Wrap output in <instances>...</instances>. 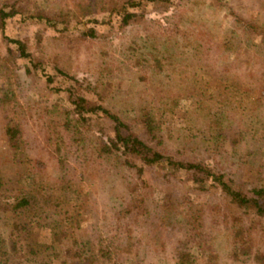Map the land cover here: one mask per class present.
Wrapping results in <instances>:
<instances>
[{"label":"trees","instance_id":"trees-1","mask_svg":"<svg viewBox=\"0 0 264 264\" xmlns=\"http://www.w3.org/2000/svg\"><path fill=\"white\" fill-rule=\"evenodd\" d=\"M68 1L69 6L50 13L39 9L24 13L18 7L23 0L0 4V30L7 20L19 14L31 25L44 22L47 27L57 24L69 27L71 19V28L79 26L84 18L103 14L100 24L104 28L107 26L108 32L115 26L125 28L134 19L143 20L146 25L144 33L127 40L118 50L123 60L130 63L134 83L138 85L135 87H141L137 89L139 98H136L140 115L131 124L103 105V97L101 99L96 94L94 102L85 99L77 93L79 80L56 67L54 71L71 82L65 89L71 110L66 112L62 121H46L44 118L48 112L44 109L43 114L36 113L23 121L21 117L11 123L7 109L14 106L9 104L8 88L1 89L0 134L10 156L9 164L3 166L4 171L0 169V264L27 261L34 264L52 261L56 264H141L149 258L165 264H198L188 249H170L165 242L168 231L184 230L187 233L190 229L193 230L189 237L195 242L197 252L204 254L202 240L215 230L216 233L223 232L230 240L235 259L240 254L253 264H264V249L261 247L264 243L261 240L256 243L260 247L256 250L249 245L257 231L263 237L264 178L258 168L249 175L244 174L249 170L246 167L251 153L240 150L254 125L264 122V111L260 115L253 114L257 106L256 95L264 96V31L259 20V6L264 5V1L252 0L257 11L245 14L244 18L229 9L227 11L233 21L217 47L224 52L232 51L242 40L241 43L251 52L249 61L235 65L236 69L241 68L240 80L216 79V88L229 97L225 109L216 107V100L206 95L209 89L206 71L193 67L186 75L190 90L195 89L202 98L193 106L201 121L195 119L191 111L186 114L190 131L170 127L174 110L166 109L168 87L164 85L169 82L166 63L175 58L172 53L175 47L186 48L193 43V31L197 30V37L193 35V38L201 41L204 47L211 45L209 33L200 29L203 25L190 28L197 20L193 15L196 9H192L190 0ZM152 6H158V9L145 10ZM161 14L173 18V21L167 24L162 19L156 21V16L150 17ZM79 36L90 41L101 40L105 44L101 39L103 35L92 28L85 27ZM178 37H182L184 45H178ZM5 42L10 46L6 47L5 55L12 54L14 46L17 56L27 59L35 70L38 64L20 40L6 38ZM200 47L195 43L194 47H188L186 54L197 59L202 51ZM105 55L103 53V57ZM6 59L0 58L1 61ZM29 72L25 66L24 73ZM160 75H163L162 79H158ZM246 81H251L255 87H244ZM45 83L50 84L51 77H45ZM101 86L105 87V84ZM94 119L101 122H98L99 129L94 128ZM28 120L30 128L36 129L40 137L38 143L22 145L18 142V135L30 130L24 124ZM165 142L172 144L177 156L188 154L192 158L181 160L168 155L164 150ZM150 168L155 171L145 177L143 173ZM10 173L18 176L15 186L8 184ZM125 173L130 177L127 182L119 184V192L117 184ZM180 173L185 175L184 179L180 178ZM243 174L245 181L237 185ZM151 180L165 186L160 198L151 196L154 187ZM185 181L203 194L204 191L218 192L224 208L210 212L202 209L187 194L190 188ZM178 185L183 187L182 192ZM56 188L63 193L59 203L54 205L50 194ZM93 195L102 197L101 202H104V196L116 200L118 209L111 213L112 219L107 225L102 224L104 236L101 231H96L89 248L77 249L79 229L90 220V209H96L91 200ZM63 209L77 210L80 219ZM168 218L176 222L170 228L165 225ZM140 220L145 232L136 237L130 228ZM41 228L49 229V246L38 251L36 256H25L29 244H38L33 238ZM155 233L158 235L156 239L160 240L157 247L150 241ZM209 260L214 261L215 257L210 256Z\"/></svg>","mask_w":264,"mask_h":264},{"label":"rangeland","instance_id":"rangeland-1","mask_svg":"<svg viewBox=\"0 0 264 264\" xmlns=\"http://www.w3.org/2000/svg\"><path fill=\"white\" fill-rule=\"evenodd\" d=\"M12 1L14 0H0V4L11 3ZM190 4L192 9H196L193 15L195 19H197L190 28H198L203 25L204 27L200 29L209 33L211 36V45L209 47H204L201 41L194 39L193 37L197 34V30H195L193 34H191L193 43H190L189 46H185L186 48L175 47L176 50L172 52L175 54V58L168 61L165 65V71L169 73V75H167L169 77V82L164 84L168 87L167 93L165 92L168 96L165 102L166 109L169 108V110H174V119L170 116L173 122L170 126L173 128L172 130L184 128L190 131L191 124L188 123L186 116L189 111L192 112L195 119L199 122L201 121L199 114L193 111V106H195L198 101H201L202 98L198 96L195 89L192 91L190 90V84L188 85V77L186 76L189 71H192L193 67L207 72V76L205 77L209 89L206 95L216 100V107L225 109L229 97L227 94L220 91L219 88H216V79L234 80V78H237L240 80L241 68L236 69L235 65L238 62L249 61V52H251V49L244 47V44L241 43L243 42L242 40L238 42L239 44L237 43L236 47H233L232 51L224 52L217 47V43L221 41L226 32L231 28L233 21L232 16L227 11L229 9V11H232L235 15L243 18L245 14L249 12L254 13L257 11V6L255 7V5H252V0H190ZM67 6H69L68 0H23V2L18 5L24 13L29 11L33 12L36 9L50 13L51 10ZM157 7L158 6L146 7L145 10H155L158 9ZM259 8V20L262 23L261 30L264 31V5H260ZM184 13H186V11H184ZM104 16L103 14H99L84 18L76 28H71V25H73L71 19L68 21L69 27L60 24L54 27H47L44 25V22L31 25L29 20L24 21L23 15L20 14L6 21L4 28L0 30V58L7 57L5 61L0 60V98L2 97L1 89L6 86L9 91L7 93L9 104L14 106V108L7 109L8 114L11 116H9L11 123H16L21 117L23 121L26 117L28 119L31 116H35L36 113L43 114L42 112L44 109L45 112H48L44 118L46 121H62L65 118L66 112L71 110L68 94L65 89L71 82L61 74L55 72V67L56 69H61L64 74L71 75L79 80L80 84L76 85L79 95L94 102L97 94L101 99L104 98L102 103L106 105L110 111L116 113L121 119L131 124H133V122L135 123L134 120L135 118L138 119L141 110L136 103V98H139L137 89H141V87L139 86L136 88L138 85L136 86L134 83L133 74L129 67L130 63L123 60L118 50L127 40L136 35H142L144 29H146V25L143 20L137 18L125 28H118L115 26L114 30L108 32L106 31L107 26L104 28L102 24H100ZM155 16L156 18H154ZM150 17H153L156 21L162 19L163 22H167V24L173 21V18L170 19L171 17L166 14L150 15ZM95 21L96 23H94ZM115 23L113 22V24ZM85 27L92 28L97 33L102 34L103 37L101 39L105 44H102L101 40H99L100 43L99 41H90L81 38L79 34ZM202 30H198V32H202ZM195 37H197V35ZM6 38H15L24 44L25 50L30 53L32 59L38 64L35 70H32L31 64L27 59L17 56V51L14 46L11 48L12 51L14 50L12 54L5 55L6 47H10L6 45ZM181 38L182 37L176 38L178 45L185 44L182 42ZM195 43L202 46L200 47L202 51L199 58L191 59V56L186 54V52L189 50L188 47H194ZM103 53L109 58L103 57ZM25 66L29 68L30 72L28 74L24 73ZM48 76L51 77V83L47 85L45 83V77ZM162 78L163 75H160L158 79ZM201 81H203V79ZM102 83L105 84V87L101 86ZM244 87L253 89L255 85L251 81H246ZM263 97L264 96L256 95L255 100L257 106H255V110L253 111L254 115L263 113ZM140 103L143 105L142 101ZM98 122L101 124L100 121H95L94 119L93 125L95 129H99L100 127ZM24 124L27 125V128L29 127L30 130L22 135H18V142L22 145L27 142L38 143L40 137L39 133L36 129L32 130L30 128V120H28V123ZM134 129L136 130V128ZM137 131L138 130H136V132ZM4 148V141L0 134V169L2 172L4 171L3 166L7 163L9 164L10 156ZM240 148L241 151L248 150L251 153L249 163L246 167L249 170L247 171L246 169L247 174H244L249 175L258 168L261 173L260 176L264 178V122L254 125L246 144L242 145ZM164 150H166L168 155H174L177 159L190 160L189 157H191L188 154L177 156L175 154V148L170 142L164 145ZM151 170L150 168L148 171H145L143 175L146 177L155 171ZM244 174L240 175L242 177L238 180L239 183L237 185H242V182L245 181L243 180ZM9 175L7 176L9 177L8 184L10 186H15L18 181V176L12 173ZM123 175H121L123 179L117 184L119 192L121 190V185L127 182L130 177L126 173ZM180 178L184 179L185 175L180 173ZM120 183L121 185H119ZM150 183L154 186L151 196L160 198L161 194L165 192V186L159 183L155 184L152 180ZM186 183L190 188L187 194L195 203L201 205L202 209L210 212L212 209L224 208V203L219 200L220 197L217 194L218 192L213 193L211 191H204L205 193L203 194L199 190L193 188L191 183ZM178 187L182 192L183 187L180 188V185H178ZM177 189L176 186V191ZM62 193L63 192L58 188L51 192L50 200L52 204L56 205L59 203ZM100 198L102 197L94 195L91 197V200L95 203L96 209H90V220L82 224L79 229V243L77 249L89 248L93 242V234L96 231H101L104 236L105 231L103 230L102 224L107 225V222L112 219V216H110L111 213L118 209L116 200H110L104 196V202H101ZM101 203H103L102 206ZM63 210L69 211L71 216L75 219H80L77 210ZM165 223V225L170 228V225H174L176 222L168 218ZM261 228L264 230V224ZM258 229L259 228H257V230ZM130 230L136 237L138 235L141 236L140 234L145 232L144 223L140 220V222L137 223L135 227L130 228ZM190 230L192 231L193 229ZM183 231L184 230L168 231L165 241L167 242V247L170 249L178 248L179 250L188 249L190 255H194L198 260V264H253V262L249 261V259L243 255L238 254V258L236 259L233 257L230 248V240L228 241L227 236H224L223 232L216 233L214 230V233L204 236L202 243L206 251L203 254L202 252H197L195 242L190 240L189 233L192 232L187 230L188 232L185 233ZM198 232L200 233L201 231L198 229ZM156 234L157 233L153 235L150 241L157 247L160 240L156 239L158 237ZM33 239H36L38 244H29L25 248L27 252L25 256H36L38 251H43L49 246V229H39L37 233H34ZM250 240L249 245H251L253 250L255 248H260L256 243L260 240L264 243V232L263 237H261L257 231V235L254 234ZM261 247L264 249V246ZM29 251L35 254H31ZM151 256L152 255L149 257ZM210 256L215 257V260L210 261ZM151 259L152 258H149L141 264H165ZM23 264H34V262L27 261ZM49 264H56V262L52 261Z\"/></svg>","mask_w":264,"mask_h":264}]
</instances>
